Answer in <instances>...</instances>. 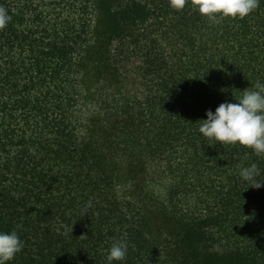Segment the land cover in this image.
I'll use <instances>...</instances> for the list:
<instances>
[{"label":"trees","instance_id":"16d2710c","mask_svg":"<svg viewBox=\"0 0 264 264\" xmlns=\"http://www.w3.org/2000/svg\"><path fill=\"white\" fill-rule=\"evenodd\" d=\"M0 6V231L24 244L9 264H108L121 239L114 264H264V185L239 175L255 163L264 182V155L198 131L264 83V0L217 23L190 0Z\"/></svg>","mask_w":264,"mask_h":264},{"label":"clouds","instance_id":"9594fccd","mask_svg":"<svg viewBox=\"0 0 264 264\" xmlns=\"http://www.w3.org/2000/svg\"><path fill=\"white\" fill-rule=\"evenodd\" d=\"M188 0H168L173 9H183ZM191 7L210 22L223 19L244 18L259 7L260 0H190ZM8 11L0 6V29L10 22ZM241 92V91H240ZM235 99V103H221L215 112L208 110L206 119L199 121V133L215 145H240L251 149L255 155H264V83L257 80L253 88H247ZM239 175L245 182H252L259 189L264 182L256 181L259 175L257 164L242 167ZM87 207L91 206V200ZM84 237V236H80ZM23 241L15 230L0 231V264H9L23 250ZM128 244L121 239L107 251L108 264L123 262Z\"/></svg>","mask_w":264,"mask_h":264}]
</instances>
